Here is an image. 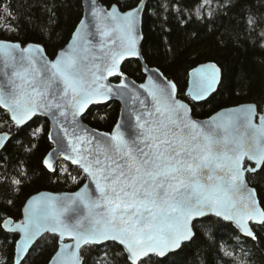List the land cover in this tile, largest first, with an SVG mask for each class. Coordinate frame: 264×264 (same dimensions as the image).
<instances>
[{
  "label": "snow or ice",
  "instance_id": "obj_1",
  "mask_svg": "<svg viewBox=\"0 0 264 264\" xmlns=\"http://www.w3.org/2000/svg\"><path fill=\"white\" fill-rule=\"evenodd\" d=\"M145 6L137 0L122 12L117 5L109 10L92 0L87 22H80L54 59L42 46L0 40V106L17 127L34 117L54 119L57 149L42 164L73 183L80 174L89 181L70 195L32 198L23 220L0 216L5 240L21 234L14 264H28L30 249L48 233L60 243L73 241L63 244L50 264H85L81 249L107 242L121 247L123 264H150L152 256L181 264L188 244L201 239V228L210 238L215 223L230 222L255 240L253 225H264V208L250 187L253 181L264 184V113L247 105L202 124L190 117L189 105L177 99L176 83L158 68L142 66L139 84L130 79L120 65L141 56L136 31ZM0 8L11 12L5 2ZM219 75L215 65L193 69L188 94L205 99ZM109 77L118 83H106ZM126 95L139 101L137 114L125 111L111 132L80 128L78 117L89 104ZM11 143L7 133L0 134V159ZM18 163L17 175L26 178L23 161ZM10 183L18 191L23 180Z\"/></svg>",
  "mask_w": 264,
  "mask_h": 264
},
{
  "label": "trees",
  "instance_id": "obj_2",
  "mask_svg": "<svg viewBox=\"0 0 264 264\" xmlns=\"http://www.w3.org/2000/svg\"><path fill=\"white\" fill-rule=\"evenodd\" d=\"M82 0H0L8 9L0 8V39L43 44L54 58L70 40L83 16ZM111 6L119 3L123 10L136 6L137 0H100ZM198 10V11H197ZM14 18L9 20V15ZM251 21V23H249ZM143 46L145 61L160 68L176 81L179 96L193 106L196 118H206L216 111L247 101L264 105V0H149L144 19ZM15 26V27H13ZM216 62L223 70V81L217 93L206 102L195 104L186 97L189 71L201 63ZM139 61H128L124 72L142 82ZM118 81L117 78L113 79ZM120 104L94 106L84 120L99 130L110 131L120 114ZM0 108V132L13 135L8 151L0 159V216L22 219L25 201L33 194L49 190L73 192L83 186L66 179V174L51 173L42 160L53 148L49 141V122L36 118L24 128H18ZM35 133V135H33ZM30 149V150H26ZM23 161L26 178L17 175ZM77 175L75 166H69ZM9 178L6 182L4 178ZM12 178L22 179L18 191H13ZM260 195L264 207V184L251 183ZM11 200L12 205L7 201ZM213 221H218L213 217ZM257 241L242 237L230 223L219 221L210 230V238L188 244L186 259L181 264H264V226L255 229ZM18 235L0 232V264H13ZM58 238L46 235L31 251L28 264H48L59 249ZM221 245L223 251H221ZM85 264H123L121 247L109 243L83 248ZM106 253V257L103 254ZM103 257V258H102ZM168 258H151L150 264H167Z\"/></svg>",
  "mask_w": 264,
  "mask_h": 264
},
{
  "label": "water",
  "instance_id": "obj_3",
  "mask_svg": "<svg viewBox=\"0 0 264 264\" xmlns=\"http://www.w3.org/2000/svg\"><path fill=\"white\" fill-rule=\"evenodd\" d=\"M118 1V0H117ZM119 1H124V0H119ZM81 2H83V16H82V19L80 20V22L82 21V20H84L85 22H87V17H88V14H89V10H90V6H91V4H92V0H82ZM140 2L142 3V4H145L146 6H145V9H144V11H143V13L141 14V20H140V22L138 23V25H137V31H136V36H137V42H136V47H137V49L140 51V53H141V56L140 57H127V58H125V60L121 63V65H120V67H121V70L122 71H124V66H125V64L128 62V61H132V60H135V61H139L140 62V64H141V66H147V67H151V68H153V69H156V68H158V67H156V66H151V65H149L148 63H147V61H145L146 59H145V57H144V51H143V46H144V42H145V34H144V19H145V15H146V11H147V9H148V3H149V0H140ZM95 3H97V4H99L100 6H102V7H104V8H106V9H109L110 10V6H108V5H105L102 1H100V0H95ZM113 5H117L118 6V8L122 11V12H124V11H128V10H123L122 8H121V6H120V4L119 3H115V4H113ZM135 7V6H134ZM80 22L78 23V25L77 26H79L80 25ZM77 26H76V28H77ZM76 30V29H75ZM71 39H72V36H71V38H70V40H69V42L64 46V47H62L59 51H58V53L60 52V51H62V50H64V49H66L67 47H68V45H69V43L71 42ZM0 40H4V41H11V42H16V43H19L22 47H27L28 45H33V46H35V45H39V46H42L46 51H47V49H46V47L43 45V44H41V43H28V44H23L22 42H18V41H13V40H9V39H0ZM46 56H47V58L48 59H54V58H52L51 56H49L48 55V53H46ZM209 65H215L217 68H219L220 69V75H219V80H220V82L216 85V88H215V91H213L211 94H209L205 99H202V100H199V101H197V100H194L192 97H191V95H189L188 93H189V86H190V81H191V79H192V77H191V72H192V70L193 69H195V68H197V67H200V66H209ZM159 70H160V72H162L163 73V71L160 69V68H158ZM191 71H189L190 73H189V80H188V86H187V88H186V97H189V99L192 101V103H195V104H200V103H204V102H206V101H208L212 96H213V94H215V93H217V91L219 90V88H220V86H221V81H223V70H221V67L216 63V62H213V61H210V62H205V63H201V64H199V65H197L196 67H194ZM143 74V73H142ZM164 74V73H163ZM128 75V74H127ZM129 76V75H128ZM164 76H166L165 74H164ZM130 77V79H132V80H135V79H133L131 76H129ZM167 77V76H166ZM116 77H109L108 78V80L106 81V83H110V84H116V83H118V81H114L113 79H115ZM167 79L168 80H170V81H174L175 83H176V81L175 80H173V79H169L168 77H167ZM136 81V80H135ZM137 82V81H136ZM143 82V81H142ZM139 83H141V82H137V84H139ZM176 86H177V89H176V95H177V99H180V100H182L184 103H187L188 105H189V107L191 108V112H190V117L193 119V120H195V121H197V122H199V123H206V122H208L209 121V118L210 117H214V116H216L218 113H223V112H225V111H229V110H232V109H238V108H240V107H242V106H247V105H256L257 106V111L258 112H262V113H264V105H262L263 107H262V110H260V108H259V106L257 105V103L256 102H253V101H247V102H243V103H241V104H236V105H233V106H228V107H225V108H222V109H220V110H218V111H216L215 113H213L212 115H210L209 117H206V118H196V116H195V114H194V110L192 109L193 108V106H192V104L190 103V102H187V101H185L184 100V98L182 99V98H180V97H178L179 96V87H178V85H177V83H176ZM141 100H143V99H145V96H144V94L143 93H140V97H139ZM112 102H117V103H119L120 104V114H119V118H118V120L117 121H119V120H121V117H122V114L123 113H125V111H128L129 113H131L133 116L135 115V114H137L140 110H141V105L139 104V101L138 100H133V99H131V98H129L127 95L124 97V98H118V97H113L111 100H109V101H105V102H99V103H96V102H93V103H91V104H89L87 107H86V109L84 110V112H83V114L80 116V117H78V119H79V122H80V128H84V129H90V130H98V131H100V132H110V131H104V130H99V129H97V128H94V127H92L91 125H89L87 122H85V120H84V118H85V116L88 114V112L94 107V106H102V105H107V104H109V103H112ZM0 108L1 109H3L7 114H9L8 112H7V110H5L2 106H0ZM9 116V115H8ZM36 118H44V119H46V120H48V122H49V133H51L52 134V139L50 140L49 139V141H50V143L53 145V148L50 150V151H48V153H47V155L49 154V153H53V152H55V150L57 149V144L54 142L55 141V139H56V133H57V125H56V121L54 120V119H52V118H50V117H43V116H41V117H34L32 120H30V121H28L27 122V124L25 125V126H27V125H29L31 122H33V120H35ZM257 123H258V120L256 121ZM116 124V123H115ZM18 128H22V127H18ZM23 128H24V126H23ZM80 128H78L77 130L79 131L80 130ZM71 130V129H70ZM112 131V130H111ZM4 133H7V135L10 137V138H12L13 137V135L11 134V133H9V132H0V134H4ZM48 133V134H49ZM48 137H49V135H48ZM46 155V156H47ZM45 156V157H46ZM60 163L61 164H65V161L63 160V158L61 157V159H60ZM50 174H51V172H50ZM89 183V181H88V179H87V177H86V182L83 184V186L85 185V184H88ZM83 186H80V188L78 189V190H76V191H73V192H53V191H49V190H42V191H39V192H37V193H35V194H33L31 197H29L28 198V200L27 201H25L26 203H25V205H24V207H23V210H22V219L21 220H23L25 217H24V214H23V212H24V208H25V206H26V204L28 203V201L29 200H31L32 198H34V197H38V196H40V195H53V196H65V195H70V194H73V193H75V192H78V191H80L81 190V188L83 187ZM250 187H255V186H253L252 184H250ZM256 188V187H255ZM255 195H256V199H257V201L259 202V205H260V207L261 208H264L263 207V205H261L262 203H261V199H260V195H259V191H258V189L256 188V193H255ZM216 218V217H215ZM218 219V218H217ZM227 223H230V222H227ZM231 224V223H230ZM252 224V222H250V225ZM264 225H253V230H254V232H255V235H256V239L255 240H253L252 238H249V237H246V236H244L242 233H240L239 232V234L242 236V237H244V238H247V239H250V240H253V241H257L258 240V238H257V232H256V230L255 229H257L258 227H263ZM235 228V227H234ZM237 230V229H236ZM238 231V230H237ZM12 234H15V235H18L19 236V238H17V239H20V236H21V234L20 233H12ZM48 234H50V233H48ZM48 234H45V236L46 235H48ZM50 235H53V234H50ZM41 240V239H40ZM39 240V241H40ZM73 243V241L71 240V239H68V238H65L64 240H63V242L62 243H59V249H60V247L63 245V244H72ZM109 243H112V242H107V244H109ZM90 247L91 246H102V245H89ZM87 246H85L84 248H86ZM59 249H57V252L59 251ZM30 250H32V249H30ZM83 248L81 249V252H83ZM15 252V251H14ZM31 252V251H30ZM56 252V253H57ZM56 253H55V255H56ZM54 255V256H55ZM153 257V256H152ZM15 255H14V260H15ZM158 258H160V259H165L166 257H158ZM82 259L83 260H85L84 258H83V253H82ZM85 262V261H84ZM14 264V263H13ZM48 264H50V262H48ZM51 264H55V261L54 260H52L51 261Z\"/></svg>",
  "mask_w": 264,
  "mask_h": 264
},
{
  "label": "rangeland",
  "instance_id": "obj_4",
  "mask_svg": "<svg viewBox=\"0 0 264 264\" xmlns=\"http://www.w3.org/2000/svg\"><path fill=\"white\" fill-rule=\"evenodd\" d=\"M0 23H1V21H0Z\"/></svg>",
  "mask_w": 264,
  "mask_h": 264
}]
</instances>
